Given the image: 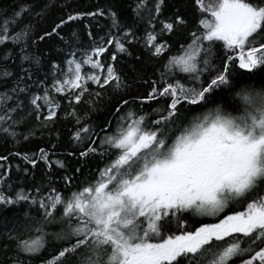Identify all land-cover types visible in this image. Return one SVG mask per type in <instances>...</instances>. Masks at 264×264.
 I'll return each instance as SVG.
<instances>
[{"label": "snow or ice", "instance_id": "1", "mask_svg": "<svg viewBox=\"0 0 264 264\" xmlns=\"http://www.w3.org/2000/svg\"><path fill=\"white\" fill-rule=\"evenodd\" d=\"M57 6L44 0L0 12V136L29 141L55 125L66 103L76 124V150L67 155L78 163L69 171L52 159L55 144L17 151L31 169L45 165L46 179L31 187L14 184L0 165V264H264V0H191L194 28L179 9L164 15L167 0H136L131 23L121 18L120 0L88 10L65 0V14L37 36L24 18L43 19ZM101 18L109 24L97 39L92 27ZM78 21L96 22L84 24L86 50L78 33L61 34ZM185 29L187 40L171 54L169 38ZM53 36L67 52L45 68L33 49ZM140 43L165 59L159 78L143 81L147 93L129 98L116 61ZM245 75H260L261 85ZM221 94L230 108L218 102ZM103 101L112 105L108 116L86 123ZM82 102L83 115L74 107ZM92 160L100 162L94 173ZM54 169L64 170L60 187Z\"/></svg>", "mask_w": 264, "mask_h": 264}, {"label": "trees", "instance_id": "2", "mask_svg": "<svg viewBox=\"0 0 264 264\" xmlns=\"http://www.w3.org/2000/svg\"><path fill=\"white\" fill-rule=\"evenodd\" d=\"M55 2L60 5L57 7L52 8L48 14L43 18V19H38L35 17H28L26 16L24 19L25 21H31L36 25V34L37 36L39 34H42V32L46 30H51V28L54 26L55 23H57L60 19L61 16L64 15V12H62V4L65 2V0H55ZM78 10H88L89 8L94 9L96 4H105L107 0H80L78 1ZM44 3V0H0V12H8L11 14L13 10H18L20 6H27V5H32V4H42ZM61 3V4H60ZM122 8L125 10L124 14L122 17L126 18L127 22H132V8L134 7L136 0H120ZM177 9L180 10L182 14L186 16V18L189 20V28H194L196 23H197V14L193 10L191 6V0H167V7L165 9V16L173 14ZM164 17H162L163 19ZM104 21L105 28L104 30H100L98 27L93 26L92 31L94 33L102 32L105 34L107 30V26L109 24V21L107 19L101 18ZM126 22V21H125ZM86 23H91L94 24L95 21H78L75 23H70L68 25H65L61 34L65 37V39H68L71 35L72 32L78 33L80 37L79 43L83 45V47H86L90 45V40L87 38V32L86 29L84 28V24ZM147 24V23H146ZM159 27V25H157ZM137 34V33H136ZM97 37V36H96ZM98 39V37H97ZM170 42L172 43V48L170 49L171 54H176L179 52L180 44L184 43L187 40V29H185L180 35H174L173 37L169 38ZM85 40V41H84ZM83 41V42H82ZM222 43V42H219ZM136 45L137 49H140L142 47V44H134ZM91 46V45H90ZM78 47V45L74 44L73 48ZM65 48V51H67L65 44L60 41L57 37L53 36L52 38L46 39L45 41L39 42L37 46L34 47L33 51H38L39 54H41L44 57V65L49 64V60L52 58H57L58 56V49H63ZM112 49V48H111ZM225 52L224 49L220 48L219 45L217 46L216 49V55L221 56ZM62 55V54H61ZM60 55V56H61ZM168 53L165 54L167 56ZM132 59L123 57V55L117 57L116 61V67L121 70L123 74H125L128 78L129 83L131 84V87H140L144 86L147 89V86L149 85L147 91L150 88V84H145L143 81L144 80H157L159 77L160 70L162 69L163 63H164V57L160 58H155L151 57L149 55H143L141 56L140 60H136L135 57H130ZM60 60V57L59 59ZM124 64L122 65V63ZM126 62H128V66H126ZM135 67L136 71H132V67ZM157 69V72H156ZM242 72L244 70H241ZM183 76V74H181ZM242 80L245 82H250L252 84H255L257 87L261 85V76L257 75L255 77H250L245 75L242 77ZM95 88V86H92ZM131 95V93L128 92V96ZM130 98V96H129ZM218 102L220 103H225L227 100V103H225L226 107H231V97L230 96H225L224 94H221V96L217 97ZM65 106V105H64ZM150 106V105H149ZM76 107L77 111L83 115L88 111L87 105L84 104L83 102L80 105H74ZM112 105L109 104L107 101H103L101 105L97 106V111L91 113V119L90 120H85L86 123H102L104 118L108 116L110 110H111ZM68 109V106L66 108H62L60 113H66ZM67 119V120H66ZM61 120H58L55 123V125L50 126L49 128L46 129H41L40 132L37 133V136L31 140L28 141H21L18 143L20 146L16 147L15 142H13L11 139H6L3 136H0V145L2 146V150H0V156H7V160H0V165H3L4 167H8L11 169V178L13 177L12 181L16 180L15 178V169H13L16 166V159L13 158L15 153L17 151L24 153L27 149L26 147L28 146L31 148L34 152L37 151L40 146V139H43L45 141V144H48V142H53L55 145L56 143H62L61 141H66L68 138L72 136L73 130L76 127L75 120L71 117L65 118L64 122H60ZM34 120L28 121V125L34 128ZM61 139L59 142L58 140L56 141L55 136H57ZM41 141V140H40ZM25 142L28 143L25 145ZM51 150V148H49ZM20 158V157H19ZM19 162L20 159H18ZM73 163L71 166V170L77 166V160L73 158V161L71 160L70 163ZM13 163V165H11ZM98 163H100L98 161ZM98 163H95V166L88 169H90L93 173L95 172L96 165ZM3 171V168H1ZM84 176L81 177V180L87 178L88 176V171L87 169H84ZM59 172V171H58ZM22 175V172H19ZM17 177V176H16ZM19 177V176H18ZM46 178H43L45 180ZM42 180V181H43ZM31 181V180H30ZM41 181L37 182L40 183ZM80 181H77L79 183ZM61 183H59V186ZM205 222H211L210 219H206Z\"/></svg>", "mask_w": 264, "mask_h": 264}, {"label": "bare ground", "instance_id": "3", "mask_svg": "<svg viewBox=\"0 0 264 264\" xmlns=\"http://www.w3.org/2000/svg\"><path fill=\"white\" fill-rule=\"evenodd\" d=\"M78 1H80V0H69V2L70 3H72L73 4V8L74 9H79V6H78ZM61 4V3H60ZM64 4V3H63ZM62 4V5H63ZM104 5V4H103ZM69 11L70 10H72V9H68ZM62 12H64V14H65V9L62 7ZM122 18V20H124V21H126V23H131V22H127V21H130V20H127L126 18H124V17H121ZM104 19H106V18H104ZM132 19H134V17H133V14H132ZM161 19H162V17H161ZM96 23V22H95ZM95 23L93 24V25H95ZM147 16L145 15V19L143 20V21H141L140 23H139V25L137 26V28H136V35H137V37H141V36H143V34H144V30H145V28H146V26H147ZM96 27H98L100 30H104V28H105V25H104V21L102 20V19H100V21H99V26H96ZM93 30V29H92ZM93 34H94V36H97L98 38L99 37H102V36H104L105 34H103L102 32H98V33H94L93 32ZM87 38H89L88 36H87ZM85 41V40H84ZM83 42V41H82ZM92 44V42L90 41V45ZM142 43H140L139 45H141ZM90 45H88V46H86V47H83V49L84 50H86V49H88L89 47H90ZM75 48H77V47H75ZM63 49H65V48H63ZM113 51V49H109V52H112ZM130 51L132 52V56L133 57H136V56H143V55H149L148 54V52L146 51V50H144L143 49V46L140 48V49H137L136 48V45H131L130 46ZM66 52L67 51H65V53L63 54V55H61L60 53H58V56L60 57V60L61 59H63V56L64 55H66ZM61 55V56H60ZM132 56H130V57H132ZM150 56V55H149ZM55 58H52L51 60H55V61H59L58 59H59V57L57 58L56 56H54ZM108 57V53H105L104 54V57H102V59H106ZM123 57H125V58H128V60H126V61H130L129 59H132V58H130L129 56H123ZM152 57V56H151ZM156 58V57H155ZM124 64V62L122 63V65ZM126 66H128V62H126ZM45 68H47V65H45ZM156 72H157V69H156ZM159 78V77H158ZM148 87H149V85L147 86V89H148ZM147 89L144 87V86H141V88L140 87H131L130 88V90H129V93H131V95H129L130 96V98L131 97H133V96H136L138 93H140V94H146L147 93ZM128 96V97H129ZM67 107V104L65 103V106H64V108H66ZM136 107H138V105H133V108H136ZM143 108H144V111H151V106H149L148 104H145L144 106H143ZM70 117V116H69ZM69 117H66L65 116V113L63 112V113H60L59 114V116H58V120H61L60 122H64L65 121V118H69ZM31 120V119H30ZM29 120V121H30ZM67 120V119H66ZM35 122V121H34ZM37 125H36V122L34 123V128L36 127ZM43 130V129H42ZM41 131V130H40ZM55 138H56V141L58 140L59 142L61 141V139L59 138V137H57V136H55ZM41 140V141H40ZM39 140V142H40V146H38V148H41V147H44V148H47V149H49V148H51V146L54 144L52 141L51 142H48V144H45V141L43 140V139H40ZM29 142V141H28ZM62 143H56V149H55V151H56V153H57V155H55V156H53L52 157V159H61V160H64L67 164H68V170L69 171H71V166L73 165V163L71 162L70 163V161L72 160L73 161V157H71V156H68L67 155V153L68 152H70V151H74V150H76V145H75V143L71 140V137L70 138H68L66 141H61ZM28 143H26L25 142V147H26V145H27ZM14 146H16V147H18V146H20L19 144H17V143H15V145ZM3 148H2V146L0 145V150H2ZM26 151L25 152H28V153H35V152H38V150L37 151H33L31 148H29L28 146L26 147ZM51 150H52V148H51ZM50 150V151H51ZM13 158H15L16 159V166L17 165H19L20 166V168L22 169V168H25V167H27V168H29V169H31V165H28V164H26L24 161H22V164H21V162H19V160L18 159H20V161L22 160L21 158H19V157H17V156H14ZM95 163H98V161L97 160H92V161H89V164H88V167H90V168H92V167H94L95 166ZM11 165H13V163H11ZM14 166V165H13ZM14 167L13 169H15L16 171H15V178L14 179H16V180H14V181H12L14 184H24V185H26V186H28V187H31V185L33 184V183H37V182H39V181H42L43 180V178H46V169H45V165L43 164V162H41V163H39L38 165H37V167L35 168V169H31L33 172H34V178L33 177H29V176H26L23 172H22V175H18V174H21V173H19V172H21V171H18L17 170V167ZM0 171H2L1 170V168H0ZM59 171V172H58ZM64 174V170H59V169H54L53 170V179L54 180H56L57 181V186L58 187H60L59 186V183H61L62 184V182L60 181V177L62 176ZM17 176V177H16ZM19 176V177H18ZM13 179V177L11 178V180ZM31 180V181H30Z\"/></svg>", "mask_w": 264, "mask_h": 264}, {"label": "rangeland", "instance_id": "4", "mask_svg": "<svg viewBox=\"0 0 264 264\" xmlns=\"http://www.w3.org/2000/svg\"><path fill=\"white\" fill-rule=\"evenodd\" d=\"M102 59V58H101Z\"/></svg>", "mask_w": 264, "mask_h": 264}]
</instances>
